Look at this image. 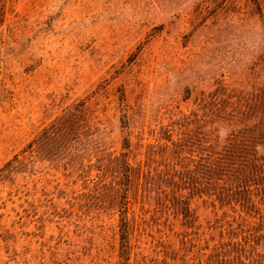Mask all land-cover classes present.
<instances>
[{
	"label": "rangeland",
	"instance_id": "rangeland-1",
	"mask_svg": "<svg viewBox=\"0 0 264 264\" xmlns=\"http://www.w3.org/2000/svg\"><path fill=\"white\" fill-rule=\"evenodd\" d=\"M123 213L264 264V0H0V264H123Z\"/></svg>",
	"mask_w": 264,
	"mask_h": 264
},
{
	"label": "trees",
	"instance_id": "trees-1",
	"mask_svg": "<svg viewBox=\"0 0 264 264\" xmlns=\"http://www.w3.org/2000/svg\"><path fill=\"white\" fill-rule=\"evenodd\" d=\"M125 210V208H124ZM123 210V211H124ZM125 213H123L122 215V239H121V249L123 252V255L121 256V260L123 261V264H129V246H128V237H127V229H126V225H125V221H126V217H125Z\"/></svg>",
	"mask_w": 264,
	"mask_h": 264
}]
</instances>
